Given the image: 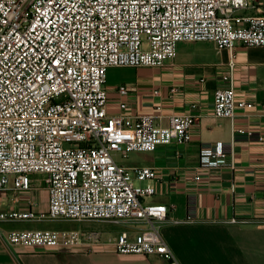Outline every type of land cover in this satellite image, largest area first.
Listing matches in <instances>:
<instances>
[{
    "label": "built area",
    "instance_id": "1",
    "mask_svg": "<svg viewBox=\"0 0 264 264\" xmlns=\"http://www.w3.org/2000/svg\"><path fill=\"white\" fill-rule=\"evenodd\" d=\"M255 11V16H239ZM182 42H209L218 50L264 47L263 0H0V192L34 191L41 176L47 211L0 209V224L46 221L111 222L148 227L123 231L122 255L159 256L181 264L162 235L169 209L148 200L158 178L153 167H127L115 155L153 152L193 141L192 115H173L167 127L152 115L128 113L130 89L117 88L119 112H110V68L154 69L177 55ZM233 85L215 92L214 113L235 119L254 109ZM264 108V106H263ZM234 134L253 132L235 128ZM227 158L222 144L201 152L202 167ZM38 204V205H37ZM8 244L56 251L101 244V234L23 230Z\"/></svg>",
    "mask_w": 264,
    "mask_h": 264
},
{
    "label": "crops",
    "instance_id": "2",
    "mask_svg": "<svg viewBox=\"0 0 264 264\" xmlns=\"http://www.w3.org/2000/svg\"><path fill=\"white\" fill-rule=\"evenodd\" d=\"M264 1V0H263ZM239 16H255V11ZM121 72L126 76H115ZM130 89L122 98L117 88ZM233 85L237 97L255 108L238 110L235 119L215 116V92ZM107 89L110 112H119L120 99L128 113L152 115L167 127L173 115H192L196 124L187 145H160L153 152H134L118 162L127 167H153L158 178L149 203L169 209L162 235L181 264H264V47L218 50L209 42H182L177 55L154 69L110 68ZM235 128L253 132L234 134ZM222 144L227 158L217 167H202L204 148ZM33 178L34 191L0 192V209L47 211L43 178ZM145 223L129 226L111 222L46 221L0 224V264H166L159 256L122 255L114 241L123 231L135 232ZM23 230L78 231L101 234L102 243L56 251L25 249L7 243L6 235Z\"/></svg>",
    "mask_w": 264,
    "mask_h": 264
},
{
    "label": "rangeland",
    "instance_id": "3",
    "mask_svg": "<svg viewBox=\"0 0 264 264\" xmlns=\"http://www.w3.org/2000/svg\"><path fill=\"white\" fill-rule=\"evenodd\" d=\"M113 75H115V76H126V74H122L121 72H114ZM115 158L117 159V161L121 160V158H120L119 155H115ZM33 178H34V179L37 178V179L40 180V177H36V176H34Z\"/></svg>",
    "mask_w": 264,
    "mask_h": 264
}]
</instances>
